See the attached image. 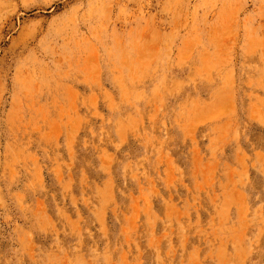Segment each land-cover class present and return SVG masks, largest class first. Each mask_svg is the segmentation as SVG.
<instances>
[{
    "label": "rangeland",
    "instance_id": "1",
    "mask_svg": "<svg viewBox=\"0 0 264 264\" xmlns=\"http://www.w3.org/2000/svg\"><path fill=\"white\" fill-rule=\"evenodd\" d=\"M0 264H264V0H0Z\"/></svg>",
    "mask_w": 264,
    "mask_h": 264
}]
</instances>
